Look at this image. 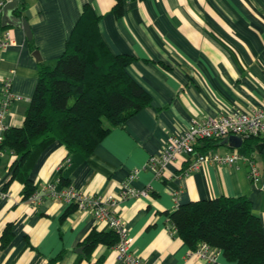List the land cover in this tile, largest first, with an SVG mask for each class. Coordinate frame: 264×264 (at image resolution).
<instances>
[{
	"label": "crops",
	"instance_id": "crops-1",
	"mask_svg": "<svg viewBox=\"0 0 264 264\" xmlns=\"http://www.w3.org/2000/svg\"><path fill=\"white\" fill-rule=\"evenodd\" d=\"M5 1L0 0L1 21ZM86 5L101 17L100 32L111 52L134 57L127 71L149 94L150 104L125 127L113 128L89 157L51 144L31 171L37 191L73 187L86 195L118 197L139 169L133 187L149 196L121 201L115 212L132 239L129 253L142 264H207L168 231L169 214L190 202L245 197L264 233V154L248 150L243 140L240 146L221 142L206 153L251 159L260 171L257 181L243 159L235 167L206 164L189 175L186 156L160 176L146 169L169 137L193 121L264 108V0H130L120 18L112 13L115 0H19L20 18L27 19L32 38L23 27H8L14 44L0 51V104L8 81L17 97L5 115L7 128L23 126L41 65L55 66ZM0 160V264H127L115 247L98 245L87 253L86 238L92 230L109 232L107 224L49 197L31 205L20 182L6 187L14 155L1 152ZM7 226L11 239L3 246ZM216 264L231 263L221 254Z\"/></svg>",
	"mask_w": 264,
	"mask_h": 264
},
{
	"label": "trees",
	"instance_id": "trees-1",
	"mask_svg": "<svg viewBox=\"0 0 264 264\" xmlns=\"http://www.w3.org/2000/svg\"><path fill=\"white\" fill-rule=\"evenodd\" d=\"M128 1L115 0L112 13L122 17ZM19 13L17 9L15 15L20 18ZM100 20L91 6L84 7L55 66L41 65L23 126L4 131L0 153L8 151L15 157L6 187L15 180L20 182L25 201L37 191L31 171L51 144L60 142L69 154L89 157L113 128L125 127L150 104L149 94L127 71L134 57L111 52L101 35ZM263 140L251 138L243 145L254 150ZM223 141L203 140L197 150L207 152ZM169 223L191 251L206 243L221 250L231 264H264L262 222L245 197L224 196L180 205L169 214ZM11 228L5 229L3 246L11 239ZM118 242L112 230H92L83 245L90 253L98 245L115 247Z\"/></svg>",
	"mask_w": 264,
	"mask_h": 264
},
{
	"label": "built area",
	"instance_id": "built-area-1",
	"mask_svg": "<svg viewBox=\"0 0 264 264\" xmlns=\"http://www.w3.org/2000/svg\"><path fill=\"white\" fill-rule=\"evenodd\" d=\"M11 1L13 0H6L4 4L7 5ZM13 44L14 40L11 31L3 27L0 19V51L6 50ZM11 85V81H8L0 104V143L3 140L4 131L7 129L4 122L5 115L8 113L12 103L17 99L11 92ZM233 136L239 137L243 141L256 137L264 139V108L252 111L235 109L223 114L220 118L210 119L204 123L193 121L186 131L169 137L168 143L160 155L149 158L146 169L160 176L170 163L176 161L180 156H186L189 163L184 174L189 175L206 164L235 167L237 162L243 159L250 164V179L257 181L260 178V171L251 159L244 158L238 153H203L197 150L199 142L203 140H224ZM139 172L140 170L137 169L128 176L118 197L86 195L73 187L59 190L53 186H47L40 191H36L27 201L31 205L36 206L42 203L46 197H49L75 207L79 211L91 213L98 222L107 224L110 230L118 235L119 242L115 248L119 258L127 264H142L138 257L129 253L132 239L129 237L125 222L115 212V207L121 201L128 198L138 199L149 196V191H139L133 187V182L138 177ZM168 231L171 235L177 234V230L172 226L168 228ZM221 254V250L212 248L206 243H202L196 251L191 252V256L198 257L207 264H216Z\"/></svg>",
	"mask_w": 264,
	"mask_h": 264
},
{
	"label": "water",
	"instance_id": "water-1",
	"mask_svg": "<svg viewBox=\"0 0 264 264\" xmlns=\"http://www.w3.org/2000/svg\"><path fill=\"white\" fill-rule=\"evenodd\" d=\"M18 4H19V0H13L6 5V7L3 9L2 25L4 28L11 27V26L23 27L27 37L31 39L32 31H31V27L27 19H21V18H17L14 16L15 11L18 9ZM34 55L38 60H40L38 51H36ZM232 141L237 146H240L242 143L241 138L233 136V137L224 139L223 145L227 144V142H232ZM256 150L258 153L264 154V140L263 142L257 145ZM78 250L82 251L83 249L80 248Z\"/></svg>",
	"mask_w": 264,
	"mask_h": 264
}]
</instances>
